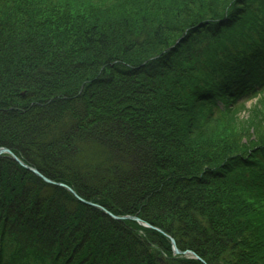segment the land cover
I'll use <instances>...</instances> for the list:
<instances>
[{"label":"trees","instance_id":"1","mask_svg":"<svg viewBox=\"0 0 264 264\" xmlns=\"http://www.w3.org/2000/svg\"><path fill=\"white\" fill-rule=\"evenodd\" d=\"M253 94L264 0H0V264H264Z\"/></svg>","mask_w":264,"mask_h":264},{"label":"rangeland","instance_id":"2","mask_svg":"<svg viewBox=\"0 0 264 264\" xmlns=\"http://www.w3.org/2000/svg\"><path fill=\"white\" fill-rule=\"evenodd\" d=\"M86 2L87 0H83ZM92 6H109L115 0H89ZM211 5V4H210ZM221 110H228V118L233 120L227 128L225 125L218 127H209L207 133L214 132L217 135L230 134L234 136V141L239 138H251L255 140L264 129V95L253 94L249 97H243L235 104H219ZM230 121V122H231ZM115 220V219H112ZM116 221V220H115ZM34 264V263H30Z\"/></svg>","mask_w":264,"mask_h":264},{"label":"water","instance_id":"3","mask_svg":"<svg viewBox=\"0 0 264 264\" xmlns=\"http://www.w3.org/2000/svg\"><path fill=\"white\" fill-rule=\"evenodd\" d=\"M1 154H10V152H9L8 150H6V149H0V155H1ZM14 160H16L21 166H23V164H22L21 162H19L16 158H14ZM33 172L35 173V175L40 176L36 171H33ZM45 181L48 182V183H50V182L47 181V180H45ZM67 190L69 191V189H67ZM103 212L106 214L105 211H103ZM107 214H108V213H107ZM108 215L111 216L110 214H108ZM111 217L115 219V217H113V216H111ZM129 219H132V220H134V221L140 223V221H138L137 219H134V218H129ZM144 226H146V225H144ZM146 227H148V226H146ZM171 244H172V249H173L174 254H176V255L180 254L179 251L176 250V248H175V246H174V243L171 242ZM188 254H190V255L192 256V258H195V259H196V257H195L192 253H188Z\"/></svg>","mask_w":264,"mask_h":264}]
</instances>
